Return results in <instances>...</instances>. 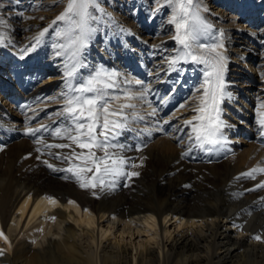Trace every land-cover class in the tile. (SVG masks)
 Here are the masks:
<instances>
[{"label":"bare ground","instance_id":"1","mask_svg":"<svg viewBox=\"0 0 264 264\" xmlns=\"http://www.w3.org/2000/svg\"><path fill=\"white\" fill-rule=\"evenodd\" d=\"M30 1L34 3L33 0ZM211 1L216 3L220 11L210 12L209 7L201 4L207 9L203 16L211 25L209 31L201 37V42L210 45L220 42L221 39L225 41V36L220 37L215 25L224 22L227 10L235 6L233 0ZM132 2L135 0L129 3ZM136 2L140 3L141 0ZM203 2L210 4L207 0ZM231 2H234L232 6ZM39 3L44 5L43 9L51 11L47 17L54 20L64 11L67 0L45 3L40 0ZM263 3L264 0L258 2L259 5ZM99 4L102 6L104 0H99ZM248 4L256 7L258 5L254 4L253 0L246 3L247 6ZM236 6H239L238 3ZM247 6H243L242 11L248 8ZM25 9L20 21L16 19L15 22L7 18L9 13H3L0 33H3L4 40L0 43V63L11 66L12 70L18 69V83H15L16 78L9 79V84L2 88L9 90V85L13 83L14 88L11 87L14 91L18 88V92H21L22 87L19 88L18 84L21 81L19 77L24 74L22 70L53 68L54 71L49 73L46 81H59L57 85L61 91L63 76L55 74L64 72L63 62L67 57L55 55L52 46L58 42V38L55 31L54 35H50V30L40 38L41 42L31 53L23 52L35 44V38L44 30L36 31L35 16L28 13L27 7ZM166 9L167 7H161L156 17L157 24L162 27L169 19L164 21ZM261 9L262 6L258 10ZM4 11L2 8L0 12ZM255 13H249L250 18L255 16ZM261 16L264 20V10ZM140 17H135L138 19L135 23L116 26L114 33L106 27L104 34L103 28L106 24H116L115 20L110 18L93 35L83 55L86 63L90 65L96 64V67L104 66L115 71L117 68L119 73L126 77H123L124 79L129 78L128 74L136 73L132 79L136 78L149 86L147 96L155 93V98L160 96L159 98L163 99L155 118H148L153 125L147 128L152 132L151 127L168 128L169 123L172 124L174 119L178 120V111L173 113L170 109L173 98L179 102L181 94L186 92V87L195 85L193 88H196L202 75L199 65L192 63L180 65L181 69H189L186 74L184 69L182 72L179 70V66L175 71L169 69L166 58L172 56L178 47L173 39V26L167 22L162 32L152 36H148L151 34L148 32L146 36H142L140 26L143 25V18ZM239 18L241 19V15ZM149 25L152 26L151 23ZM105 37H109L110 41L104 39ZM225 43L227 44V41ZM104 45L108 46L106 51L99 49ZM112 45H120V49L115 52L110 48ZM93 46H98V50ZM139 49L142 50L137 51ZM225 53L228 58L229 53ZM17 55H20L19 58ZM14 59H18V62ZM109 62H112V65L108 68ZM242 65L249 66L252 70L256 67L255 64ZM227 68L228 66L225 78L228 76ZM195 75H198L193 79L195 82H191L190 79ZM183 76L185 82L182 85L186 87L180 88L178 83ZM3 78L0 74V85L4 84L1 83ZM132 79L127 80L133 81ZM27 85L29 87L31 83ZM132 85L126 87L121 83L123 88L141 90V85H135V89H132ZM49 86L53 88L55 84L50 83L47 87ZM232 87L227 86L226 90L232 97H237L231 91ZM176 88L178 95L172 98L168 93ZM28 90L26 89V92ZM4 96L0 90V102ZM248 96L249 94L244 92L243 96L237 99L248 105ZM155 98L146 102V106L152 105L154 108L157 101ZM49 119L43 125L52 124L60 118L53 115ZM244 119L246 118L243 117L242 121ZM41 124L42 121L32 128H38ZM172 127L171 131L176 130L174 137H181L179 129L183 125ZM235 128L237 130L238 127H234V130ZM23 129L26 128L14 127L0 110V230L8 237L7 242L0 237V250L4 252L0 255V264H264V240L254 239L257 235L264 237V188L255 187L264 180V175H258L256 179H235L240 173L255 167L249 157L256 156L257 153L258 157L264 155L260 152L264 147L258 143L252 147V151L231 154L234 142L243 144L245 141L235 135V139L229 140L224 129L225 138L229 140L226 146L212 153H205L193 147L189 155L182 157L181 154L189 147L187 140L178 147L169 139H164L162 144L157 145L152 142L155 136L144 135L141 139L146 146L137 152L135 147L139 141L135 138L128 139L127 142L133 145V150L125 155L137 158V163L139 158H143L142 165L135 169L140 173L139 176L132 177L130 181L121 178L111 190L85 189L70 174L53 171L43 163L48 160L57 168H64L67 167L65 162L47 154L37 159L40 155L36 151L38 145L32 136L24 134ZM240 131L238 129L239 134ZM171 133L168 135L172 136ZM133 135L125 133V137L121 139L125 140ZM45 139L51 142L47 135ZM52 151L67 153L69 150ZM246 162L248 164H245ZM65 176L68 178H64ZM49 198H54L55 203ZM171 226L174 227L170 228ZM138 237L144 239L136 241Z\"/></svg>","mask_w":264,"mask_h":264},{"label":"snow or ice","instance_id":"2","mask_svg":"<svg viewBox=\"0 0 264 264\" xmlns=\"http://www.w3.org/2000/svg\"><path fill=\"white\" fill-rule=\"evenodd\" d=\"M155 2L159 5L156 11L160 7L169 9L168 23L173 26V39L178 44L173 55L166 58L168 68L175 71L184 63L201 66L202 80L194 89L191 105H180V108L191 107L194 113L191 119L184 120L183 127L179 129L189 144L188 150L181 155H189L193 147L212 153L227 143L224 129L231 127L223 119L222 104L225 99L230 100L232 94L226 90L227 58L221 51L222 39L211 45L201 42V37L211 28L203 16L207 9L202 7L201 0ZM109 19L110 14L100 7L99 0H67L64 11L35 38V44L24 49L25 52L34 50L41 42L40 38L48 33L49 28H53L58 38V42L52 46L55 55L67 57L63 62V88L58 97L52 98L62 101L61 107L53 113L60 119L49 125L41 124L38 128L28 127L24 134L32 136L38 145L36 151L40 155L37 159L47 154L65 162L67 167L57 168L48 160L43 161L53 171L70 174L85 189L111 190L121 178L130 181L132 177L139 176L140 173L135 169L142 165L143 158H139L137 163V158L125 155L133 150V145L127 141L132 138L138 140L135 151L139 152L146 146L141 137L151 136L149 129L132 127L133 123L144 120L135 111L137 105L133 101L147 97L150 91L148 85L139 80L124 79L121 82L120 73L104 66L96 67L86 76L81 71L87 67L84 51L99 27ZM2 23L0 21V25ZM222 36L223 33H220L221 38ZM3 40L4 35L0 33V43ZM261 75L264 76V73ZM121 83L141 85V90L122 88ZM121 100L124 102L121 103ZM256 114L260 136L264 137V101L257 106ZM151 115H155V110ZM185 128L188 129L187 132H184ZM158 130L163 131V128ZM125 133L134 135L122 140ZM45 135L51 138V142L45 139ZM57 140L66 142H54ZM177 140L178 143H183L180 137ZM53 149L69 151L53 152ZM258 175H264V166L260 164L240 173L235 179H256ZM255 187L264 188V180ZM49 199L55 203L54 198ZM0 237L8 241L2 230ZM254 239L259 241L264 240V237L257 235ZM3 254V250H0V255Z\"/></svg>","mask_w":264,"mask_h":264},{"label":"rangeland","instance_id":"3","mask_svg":"<svg viewBox=\"0 0 264 264\" xmlns=\"http://www.w3.org/2000/svg\"><path fill=\"white\" fill-rule=\"evenodd\" d=\"M39 1L40 0H33L34 3H32V1H30V0H0V7L4 8V10H5L4 12H0V21L4 18L3 13H5V15H6V13H9V15H7V18H9V20H11V21H14L16 19L18 21H20L19 20L20 16L22 17L24 15L25 10H26L25 8L27 7L28 13L34 14L35 22L37 21L35 23L36 27H37L36 31L45 29L47 26H49L51 24V22L53 20H51V18L47 17L48 15H50L51 11L45 10V8L43 9L44 5L41 6ZM47 1H52V0H43L44 3L47 2ZM130 1L131 0H127V1L126 0L125 1L124 0H104V4L102 6H100V7L102 9H104L107 13L110 14V18L112 20L114 19L116 24L115 25H111V26H108L106 24L105 28H103V33H104V30L106 29V27H107L108 31L114 33L117 30L116 26H124V25H127L128 23L130 24V23H133V22L135 23L136 20H138V19H135L136 16L137 17L141 16L143 18V25L140 26V27H142L140 29V34L142 36H146L148 34V32H151V34L148 35V36H152L155 33L163 31L164 27L168 24L167 23L168 21H166V20L169 18V15H170V11H169L168 8L165 10V15H164V21H166V22L163 24V27H162L161 25H158L157 24L158 22L156 21V17H157V14H158V11H156V9L159 7V5L155 2V0H141L140 3L136 2V1H140V0H135V2L129 3ZM207 1L210 3L209 5L204 4L203 0H201V4H203L205 7H209V11L210 12H213V11L218 12V11H220V8H217L216 3L212 2L211 0H207ZM233 1L235 3L231 2L230 6H232V3H234L235 6H232L230 9L227 10V12H226L227 13V18L225 19V21L222 22L221 24H216L215 25V27H216L215 29L217 30L218 34L223 33V35L225 36L224 40L227 41V44H226L225 41L222 40V43H223L224 47H223V49H221V51L223 50L222 52L225 51L226 52V53L224 52L225 54L229 53V55H230L227 58V62H226V66H228V68H227L228 76L225 78V80L227 79L225 82H227L226 84H227L228 87H230V85L233 86L231 88V91L233 92L234 95L236 94L235 96H237V97H233V98H236V99L237 98H241L243 96L244 92H247L249 94V96H250V100L255 102V108H256L261 101H264V76H262L260 74V73H264V70H263L264 69V45H263L264 44V20H263V18L261 16V13L264 10V3L259 5L258 4L259 0H253L254 4H258V5H257V7L256 6H252V5L250 7V6H247L246 3L250 2L251 0H238V2H237V0H233ZM236 2L238 3L239 6H236V4H237ZM34 4H36V5H34ZM212 6H214V7H212ZM243 6H245V7L247 6L248 8L250 7L248 12H247L248 8H244V11H242L243 10ZM261 6H262V9L258 10V9H260ZM2 8H0V11H1ZM160 9H161V7L159 8V10ZM253 10H255V11H253ZM252 12H256V13L253 14L255 16L250 18V14ZM13 14H15V15H13ZM240 15H241V19L239 18ZM245 15H247V16H245ZM249 20H250V22H252L251 20H253V22L250 24ZM149 22L152 25L151 27H149L150 26ZM8 26H10V25H8ZM49 30H50L49 31L50 35H52V34L54 35V32H53L54 29L53 28H49ZM224 32H225V34H224ZM238 32H240V33H238ZM228 33H229V35H228L229 37L227 36ZM104 34H106V33H104ZM104 39H108V41H110L109 37L108 38L105 37ZM232 39H234V40H232ZM224 43H225V45H224ZM107 47L108 46L105 47V45H104V47L101 46V47H99V49H104L106 51L108 49ZM94 48L98 50V46H96ZM110 48H113L114 51L116 52L118 49H120V45H118V47H116V45L115 46L112 45ZM141 50L142 49H139L137 51H141ZM23 52H25V51H23ZM29 52L31 53L32 50L28 51V53ZM239 55H241V56H239ZM19 56L20 55H17V58H19ZM11 59H13V58H11ZM1 61L2 60L0 58V62ZM14 61L18 62V59H14ZM111 63L112 62H109L107 64L108 68H109V65ZM242 64H247V65L248 64H255L256 67L252 70V69H250L249 66L246 67V66H244ZM88 65H89L88 68L82 69V71H83L82 73L85 76L89 72L93 71L95 69V67H96V64H91V65L88 64ZM188 66H190L191 69L193 68L191 66V64H188ZM179 68L181 69L180 65H179ZM199 68L201 70V66L200 65H199ZM242 68H243V70H242ZM260 68H262L261 71H260ZM43 70H45V69H43ZM52 70L54 71L53 68L45 71V75H47V77H49L50 76L49 73H51ZM116 71H118V73H119V70H117V68H116ZM184 71H185V74H186L189 71V69L186 67L184 69ZM238 72H241V73H238ZM56 74H55V76H58V75H60L62 73H60V71H59ZM177 74H179V73H177ZM233 74H234L235 77L233 76ZM17 75H18V73H17ZM22 75L23 74H21V76ZM135 75H136V73L128 74L127 77H129V78H127V79H132V76H135ZM36 76H39V75H36ZM36 76L34 75L33 78L34 77L36 78ZM197 76L198 75L193 76V78L190 79V81L192 82V80L196 79ZM123 77H124V75L120 74L121 82L124 80V78H126V77H124V78ZM183 77H182L181 80H183ZM33 78H30L29 80L33 81ZM134 79H132V80L133 81L137 80L136 78H134ZM201 80L199 79V81H201ZM45 81L39 80L38 81L39 84L32 82L31 85L26 88V89H29L28 91H30V90L37 91L38 90V93L40 94L39 91L43 87H47L48 86L47 83L50 82L51 84H55V86L53 88L49 86V87H47L48 89H45L44 91H41V93L44 92L43 97H44L45 101L42 102V104L39 106V108H43V109H50L51 108L50 110L47 111V115L44 113V116H43L44 119L41 120L42 124H45L47 121H49L50 120L49 117L53 116V113L56 112L62 105V101L61 100H59V99L53 100L52 99L53 97H58L59 93L61 92L60 91V86H58L59 85V81H57V83L53 82V81H46V82ZM161 83H163V82H161ZM233 83H235V84L233 85ZM36 84H37V87H36ZM135 85L136 84L132 85V89H135ZM125 86L129 87V85H125ZM190 86H191V90H190ZM190 86L186 87V91L187 92L191 91V96H192L193 92H194V89H195L193 87L195 85H190ZM10 87H11V85H9V88ZM168 87L170 88V86H168ZM238 90H240V92H238ZM8 91L10 93V89ZM45 92H47V93H45ZM241 92H242V94H241ZM258 93H262V95H260ZM151 95L147 96L145 98V101H144V99H143V101L140 100V99L139 100L137 99L136 100L137 103L135 101H133V103L135 102L136 105L137 104L140 105V106L137 105V108H136L135 111L137 113H139V115L144 117L143 121L146 123L145 124L143 121L137 122V123H133L132 126H136L135 128L148 129V128H150L149 126L153 125L149 121L148 118H151V117L155 118V116L157 115V113L160 110L159 103L161 104L163 99L159 98L160 96H157L158 98L156 97L157 98L156 99L154 97L155 93H153V94L151 93ZM249 96H248V98H249ZM153 97L155 98V100H157L155 102V107L153 108L152 105H151L152 107L151 106L150 107L146 106L147 105L146 102L151 101L152 99H154ZM35 98H37V96ZM147 99H150V100H147ZM158 99H160V100H158ZM180 100H182V97H181ZM248 100H247V103H248ZM188 101L189 102H186L185 104L191 105V97L189 98ZM120 102L123 103L124 101L121 100ZM225 102L229 103V99H225ZM234 102H236V101H234ZM156 104H157V106H156ZM240 104H243V103L240 102ZM2 105L5 106L6 105L5 102ZM243 105L248 107V109H250L248 105H246V104H243ZM235 106H237V103H236ZM157 107H158V109H156ZM238 107H240V106L238 105ZM227 108H229V109H227ZM231 108H233V107L230 106L229 104H228V106L226 108L223 107V109H224V111H223V119L231 126V127L225 128V130L227 132L226 135H227L229 140L230 139L231 140L235 139L234 133H235L236 128L234 130V127H238L237 128V130H238V129H240L241 125L244 124V123H241L242 121H240L241 120L240 117H237V119L235 117H233V120H231L230 117L228 118L225 115V114H228V116H230L232 114L230 112ZM170 109H171V111L173 113H175L176 111L179 112V113L177 112L176 117L178 116V114H180L181 117H182V118L180 117L178 120L174 119L175 121L174 120L172 121L173 123L176 122V124H174V125L175 126L178 125V127H181L183 125L184 120L189 119L194 114L191 111V107H185V108H181V109L178 107L177 109H174L172 107V105H171ZM0 110L3 111L1 106H0ZM153 110H155V115H150L151 112H153ZM129 111H131V110H129ZM239 111H241V110H239ZM185 113H186V115L183 116V114H185ZM3 114L5 115L4 111H3ZM45 115H46V117H45ZM17 117H19V119L21 120V118H20V116L18 114H17ZM226 118H228V119H226ZM51 119H53V118H51ZM229 119H230V122H228ZM43 120H45V121H43ZM255 120L257 121V117H256ZM25 123H27V121ZM25 123L23 122V123L19 124V126H17V128L34 127V125L26 127ZM169 125H170L169 128H164V126H157L156 128L155 127H151V129L153 128L152 129L153 131L151 132V137L155 136L154 139L152 138V142L153 143H157V145H160V144H162L164 142V139H169L171 141H174L177 147L180 144H184L185 140H187V138L185 136L182 138V136H183V134H182L180 138L183 139L184 143H178L177 138L174 137L175 133H176V130L175 131H171L170 129H173V127H172L171 123H169ZM246 125H247V123H245V126ZM147 126H148V128H147ZM14 127H15V125H14ZM158 128H163V131H159ZM23 130H25V129H23ZM233 130H234V132H232ZM164 131L168 132L167 135L163 134ZM187 131H188V129L185 128L184 132H187ZM170 133H171L172 136L168 135ZM244 137H245V135H244ZM244 137L241 136V138H243V140H244ZM229 140H226V141L229 142ZM237 143L238 144L233 147V150H232L231 154L238 155L240 151H248V150L252 151L254 146H255V144H256V141H254L251 144H249V143L246 144V142L243 143V144H241L240 142H237ZM249 148H251V149H249ZM261 150H260V152L264 153V148H262ZM258 155L259 154L257 153L256 156L252 155L251 157H249V159L252 158V159H250L251 162L253 161L252 162V166H257L258 164H260L261 166H264V155L263 156H259V157H258ZM248 160H247V162H248ZM247 162L245 164H248ZM126 181H125V183H126ZM173 227L174 226H171L170 228H173ZM231 228H232V225H231ZM233 230H234V228H233ZM138 239L142 240V239H144V237H138L136 239V241H138Z\"/></svg>","mask_w":264,"mask_h":264}]
</instances>
